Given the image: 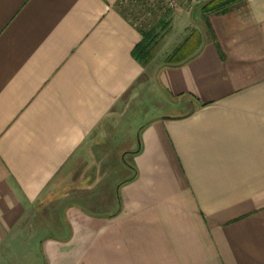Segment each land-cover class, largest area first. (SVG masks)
Instances as JSON below:
<instances>
[{
	"label": "crops",
	"instance_id": "obj_1",
	"mask_svg": "<svg viewBox=\"0 0 264 264\" xmlns=\"http://www.w3.org/2000/svg\"><path fill=\"white\" fill-rule=\"evenodd\" d=\"M118 1L0 0V264H264V0Z\"/></svg>",
	"mask_w": 264,
	"mask_h": 264
},
{
	"label": "rangeland",
	"instance_id": "obj_2",
	"mask_svg": "<svg viewBox=\"0 0 264 264\" xmlns=\"http://www.w3.org/2000/svg\"><path fill=\"white\" fill-rule=\"evenodd\" d=\"M157 1H162V10L160 11H157L154 7V3ZM207 1L208 0H119L115 7L122 15H125L129 22L136 28L140 27L145 30H151L155 27L157 21L168 13H170L168 19L177 11L186 13L191 12L192 18V16L200 12V6ZM175 32H177L176 25H174L173 31L169 33L170 39ZM156 33L160 34V30H157ZM127 162L128 160L126 158L123 159V166H128ZM119 175L123 177L121 173Z\"/></svg>",
	"mask_w": 264,
	"mask_h": 264
},
{
	"label": "trees",
	"instance_id": "obj_3",
	"mask_svg": "<svg viewBox=\"0 0 264 264\" xmlns=\"http://www.w3.org/2000/svg\"><path fill=\"white\" fill-rule=\"evenodd\" d=\"M238 0H208L204 4L200 6V11L204 14L208 13H218L223 12L226 9H228L231 5H233ZM154 7L157 11L162 10V1H157L154 3ZM167 13V12H166ZM122 14V13H121ZM169 14H166V16H162L157 23L155 24V27L151 30H145L143 28H136L138 33L141 36L140 42L134 47L132 50V57L140 64L145 65L150 61L152 58V52L154 47L157 45L159 40L163 37L165 32L168 29L169 26ZM165 15V14H164ZM124 18L127 19L125 15H123ZM164 17V18H163ZM160 30V34H157L156 31ZM189 39H187L182 46H180L177 50H175L172 55L168 58V62H173V60L176 58L177 54L185 48L187 45V42Z\"/></svg>",
	"mask_w": 264,
	"mask_h": 264
}]
</instances>
